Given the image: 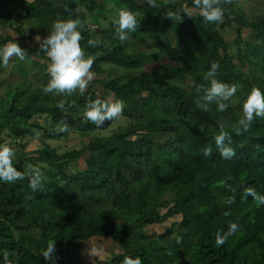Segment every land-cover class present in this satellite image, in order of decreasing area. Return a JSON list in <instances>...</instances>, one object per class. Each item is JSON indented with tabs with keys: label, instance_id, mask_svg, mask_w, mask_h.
Returning <instances> with one entry per match:
<instances>
[{
	"label": "trees",
	"instance_id": "1",
	"mask_svg": "<svg viewBox=\"0 0 264 264\" xmlns=\"http://www.w3.org/2000/svg\"><path fill=\"white\" fill-rule=\"evenodd\" d=\"M218 3L222 19L207 21L195 0H157L155 7L147 0H0V46L16 40L32 63L22 71L35 79H4L0 144L2 136L12 141L18 170L43 172L36 189L28 176L0 180V264H71L70 247L96 237L121 251L104 264L126 256L143 264H264V203L246 191L264 195V116L254 113L248 128L240 123L252 89L264 92V14ZM122 8L138 19L124 41L116 32ZM76 17L95 77L84 92H45L51 61L44 38L56 20ZM137 41L145 48L135 50ZM101 63L132 72L113 76ZM213 63L219 67L209 76ZM214 77L236 84L234 96L204 99ZM109 96L124 101L127 124L105 134L116 117L97 126L84 111L89 100ZM222 129L229 133L222 144L235 149L227 158L215 139ZM66 140L62 153L47 142ZM232 221L240 227L217 246V232Z\"/></svg>",
	"mask_w": 264,
	"mask_h": 264
},
{
	"label": "clouds",
	"instance_id": "2",
	"mask_svg": "<svg viewBox=\"0 0 264 264\" xmlns=\"http://www.w3.org/2000/svg\"><path fill=\"white\" fill-rule=\"evenodd\" d=\"M147 3L155 7L157 0H147ZM195 3L207 21H220L222 19L223 8L219 6L218 0H195ZM183 10L188 12L190 7L185 4ZM174 15H178V13H169V16ZM137 24L136 12L128 8L120 9L116 28L119 39L121 41L126 40L129 33L136 30ZM81 25L82 20L79 17L58 19L53 23L51 33L44 38L42 47L46 49L51 61L48 66L51 79L44 88L45 92L71 93L77 88L84 92L89 82L95 77V72L92 70L94 58L86 55L80 43L82 33L79 26ZM89 43L93 44L95 41L89 40ZM14 55L19 56L21 59H24L26 55V51L21 48L16 40L8 41L3 46H0V63L7 64L9 58ZM218 67L217 63H213L208 75L212 76ZM236 91V84L229 85L214 77L211 79V87L207 89V95L204 99L212 101L213 97L219 96L227 100L229 97H233ZM262 93L264 92L259 87H255L244 102L243 116L240 119V123L245 124V128L251 127L254 113L256 116H264V94ZM204 107L206 108L207 105H204ZM227 107L226 103L218 102V109L224 110ZM123 108L124 101L121 99H112V96L107 99L97 98L89 100L84 115L97 126H101L105 120H111L113 117L119 116ZM68 128L69 126L65 123L60 128V131H67ZM236 131L239 132L240 129L237 128ZM226 135H229V133L222 129L215 139L218 144H221V154L227 158L235 154V149L230 145L224 146L222 144ZM14 152L15 150L11 145L7 143L0 144V180L16 181L28 176L30 187L36 189L43 179L42 170L31 165L29 166L33 169L31 173L18 170L12 163ZM246 191L253 194L254 198L260 203H264V195L256 193L254 188L248 187ZM239 227L240 225L237 222L232 221L229 223L226 232L221 233L218 231L216 234V245H222ZM54 249L55 242L49 243L48 247L43 251L45 259L50 258V254L54 252ZM8 264H11V262L9 261ZM122 264H143V261L140 256L135 258L126 256Z\"/></svg>",
	"mask_w": 264,
	"mask_h": 264
},
{
	"label": "rangeland",
	"instance_id": "3",
	"mask_svg": "<svg viewBox=\"0 0 264 264\" xmlns=\"http://www.w3.org/2000/svg\"><path fill=\"white\" fill-rule=\"evenodd\" d=\"M233 3H235L236 7L238 9H240L242 11V13H245L247 16H255V15H261L264 14V0H232ZM54 3L57 5H60L61 0H54ZM116 18V17H115ZM102 23V22H101ZM34 22L31 23V25H33ZM13 26H21L23 29L27 30L29 29V26L27 24L21 23L20 21H16L13 23ZM91 28H93L90 25ZM229 37L228 41H233L234 36L233 33H227ZM227 36V37H228ZM232 46V44H231ZM145 48V43L143 41H137L136 44V49L135 50H139V49H144ZM234 50V47H231V52ZM235 51V50H234ZM233 51V52H234ZM32 63L28 60V59H21L19 56H12L9 58L7 64L4 63H0V82H2L1 86H0V90L3 89V86H5L4 82H6L4 79L9 77L10 80H17V82L25 76V78H27L30 81L35 82L34 77L32 76V72L30 71V74H28L27 72H25V74L23 73L22 69L24 67H31ZM100 66L102 67V69H105L107 71H111V73L114 75L118 74H122L124 72H132L131 70H125V68L122 67H117L115 65L109 64V63H101ZM145 68L150 67V64H144ZM11 69V71H13V74L10 75L9 70ZM27 73V74H26ZM10 75V76H9ZM105 74H104V78H105ZM51 79V78H50ZM49 79V80H50ZM38 81V80H37ZM48 84V83H47ZM42 123L43 124V118L38 120V123ZM127 124V121L123 118V116L119 115L116 117V121L114 123H112V125L110 126V128L107 129V131L105 132V134H109L112 131L116 130L117 128H119L121 125H125ZM77 133H71L69 135V139L70 140H74L77 139ZM4 137V138H3ZM3 142L5 143H10L12 141H10L9 138H7L6 136H2ZM48 143H50V145L52 147H55L58 150V153H62L65 151V144L66 146H68L67 144V140L64 141H58V142H53V141H47ZM15 155V152H14ZM172 221V220H171ZM174 235V234H173ZM151 238L155 237L154 233H151V235L149 236ZM111 247H112V242L110 243ZM116 246V245H114ZM80 246H78V248L75 247H70L69 252H73L75 253V257L74 259L71 258V264H80L81 261V255H80V251H79Z\"/></svg>",
	"mask_w": 264,
	"mask_h": 264
},
{
	"label": "crops",
	"instance_id": "4",
	"mask_svg": "<svg viewBox=\"0 0 264 264\" xmlns=\"http://www.w3.org/2000/svg\"><path fill=\"white\" fill-rule=\"evenodd\" d=\"M59 6V5H58ZM11 32V31H10ZM9 32V33H10ZM1 33V32H0ZM8 34L5 32V35ZM43 43V41L41 42ZM112 241L102 237L91 238L88 243L79 244L81 261L80 264H104L110 258H114L121 253L119 247ZM116 245V246H114ZM75 257V253L73 258Z\"/></svg>",
	"mask_w": 264,
	"mask_h": 264
}]
</instances>
